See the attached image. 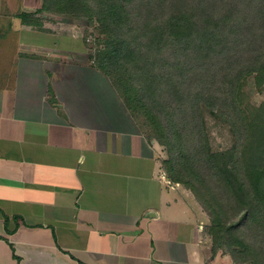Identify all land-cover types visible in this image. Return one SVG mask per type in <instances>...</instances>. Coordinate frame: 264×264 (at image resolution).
Here are the masks:
<instances>
[{"label": "crops", "instance_id": "1", "mask_svg": "<svg viewBox=\"0 0 264 264\" xmlns=\"http://www.w3.org/2000/svg\"><path fill=\"white\" fill-rule=\"evenodd\" d=\"M42 2L0 10V264H235L105 72L19 17Z\"/></svg>", "mask_w": 264, "mask_h": 264}, {"label": "trees", "instance_id": "2", "mask_svg": "<svg viewBox=\"0 0 264 264\" xmlns=\"http://www.w3.org/2000/svg\"><path fill=\"white\" fill-rule=\"evenodd\" d=\"M55 1L43 0L40 8L23 10L19 17L39 26L41 20L32 14L62 12L53 6ZM71 1L90 7L93 3L115 42L98 68L105 72L110 66V74L122 60L131 63L113 84L130 111L144 112L146 124L135 117L148 139L167 149L162 165L170 180L190 189L208 213L214 251L225 250L238 264H264V101L255 105L243 93L249 75L258 87L264 86V0H168L167 6L164 0H150L143 3L148 20L141 22V31L132 27V36V0ZM255 25L261 34L250 46L260 43L261 54L240 56L230 37ZM133 79L144 80L146 87ZM160 91L173 99L169 111L159 101ZM205 108L230 125L235 139L230 148L212 149Z\"/></svg>", "mask_w": 264, "mask_h": 264}, {"label": "rangeland", "instance_id": "3", "mask_svg": "<svg viewBox=\"0 0 264 264\" xmlns=\"http://www.w3.org/2000/svg\"><path fill=\"white\" fill-rule=\"evenodd\" d=\"M59 1H63L64 5L58 6L57 3ZM149 1L150 0H132L129 3L126 2L129 5L128 18L130 19L131 24L128 28L131 36L133 35L132 27L134 29L139 28V30L141 31L139 27L141 25V22H145L148 20V14H147L148 12L144 10V9L148 10V7L143 3L146 4ZM167 1L168 0H164L163 5L167 6ZM74 3L75 2L71 0H56L53 6L61 8L62 12L45 11L42 12L41 14H32V15L33 17H35V19L41 20V25L37 26L38 28H43V26L46 23H49L52 24L54 28H57L58 30L64 33L65 40L62 39V41H64L66 50H69L68 56L87 59L88 61H91L93 64L97 65L99 61L102 60V57H106L107 60L108 52L113 49L115 42L113 41V38L109 37V34L104 29L105 28L104 24L99 22L96 16V11L92 8L94 6L93 3H91L92 7L84 6L83 4L80 3H75V4ZM20 6H21V0H0L1 11L10 10L11 8L14 7L20 8ZM244 12L245 9H242L240 11L241 14ZM19 14L20 13H18V15ZM128 28H126L124 32L128 31ZM260 34H261V29L258 27V25H255L252 28H249L247 30V33L245 34L241 33L230 37L231 40H234L231 46H234L233 49H236V51L240 53L239 54L240 56L249 57L250 51L253 52L255 55L258 53L261 54L262 49L260 43L257 42L252 47L250 46V43L252 42V38L259 39ZM232 54L235 53L233 52ZM130 64H131L130 62L128 61L125 62L124 60H122L121 63L117 65V68L110 69L111 72L110 74H108V69L110 66L104 68L105 74L111 79L112 83L114 81H120L119 80L121 74L120 70L126 71L124 70L125 66L126 69L129 70V67H131ZM127 73L131 74L130 71ZM125 76L127 75L125 74ZM122 81H129V79L122 78L121 82ZM132 81L136 82L135 79H133ZM136 83L137 86L144 88L146 87L147 82L145 83L144 80H141ZM243 93L246 100L252 102L255 105H259L264 101V86L261 88L257 86L254 75H249L243 81ZM121 97L124 100L126 106H128L126 97L123 98L122 95ZM144 98L148 101V92L144 93ZM158 98L159 101L161 102L162 107H164L166 110L169 111L170 105L173 104L172 102L173 99L170 97V94L168 93L163 94L160 91V93L158 94ZM133 115L138 118L141 124H146L145 122L148 121L144 112H138L137 115L133 113ZM204 120H205L204 124L207 129L206 131L209 134L211 147L214 151L217 152V151L226 150L227 148H230L234 144L235 139L232 134L230 125L227 122L222 120V118L214 116V114L211 111L207 110L206 108L204 110ZM145 127L143 126V128ZM149 131L152 132V129L148 124V133ZM163 149H164L163 157L166 158L168 157L167 149L166 148ZM227 250L229 252V249ZM239 264H253V263L248 261Z\"/></svg>", "mask_w": 264, "mask_h": 264}]
</instances>
